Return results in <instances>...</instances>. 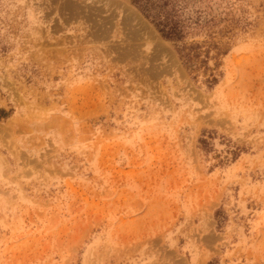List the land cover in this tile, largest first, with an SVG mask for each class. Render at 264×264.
I'll list each match as a JSON object with an SVG mask.
<instances>
[{
	"label": "rangeland",
	"instance_id": "374dc122",
	"mask_svg": "<svg viewBox=\"0 0 264 264\" xmlns=\"http://www.w3.org/2000/svg\"><path fill=\"white\" fill-rule=\"evenodd\" d=\"M115 1L165 49L109 0L34 32L0 0V264H264V0H146L190 59Z\"/></svg>",
	"mask_w": 264,
	"mask_h": 264
},
{
	"label": "trees",
	"instance_id": "16d2710c",
	"mask_svg": "<svg viewBox=\"0 0 264 264\" xmlns=\"http://www.w3.org/2000/svg\"><path fill=\"white\" fill-rule=\"evenodd\" d=\"M132 3L135 4L144 14V16L147 17L154 24V26L163 38L181 43L177 48L180 57L183 56L190 59L189 52L186 54H182L184 50L192 48V45L187 46L184 43V39L186 37L185 28L187 26L184 22H182L183 19L177 17L176 12H172V10H157L156 12H152V10H150V7L147 5L146 0H132ZM167 5L168 3L166 2V0H164L163 3L155 5V7L162 9ZM0 113H3L0 116L6 115V112L3 109H0Z\"/></svg>",
	"mask_w": 264,
	"mask_h": 264
},
{
	"label": "bare ground",
	"instance_id": "6f19581e",
	"mask_svg": "<svg viewBox=\"0 0 264 264\" xmlns=\"http://www.w3.org/2000/svg\"><path fill=\"white\" fill-rule=\"evenodd\" d=\"M110 3L105 4V9L109 10V12H124L123 14V18L121 19V24L122 27L124 29H127L129 36H127L128 38V42L126 43V45L129 47L127 49H137L140 45L143 44V41L146 39H153L155 40V44L158 45V49L155 50H160V48L162 50H164L165 48L160 46V43H158L157 38L155 37L153 31L146 25L143 24L142 21L139 20V18L133 13L132 9L131 11L129 9H123L120 8V6L118 5V2L115 0H109ZM105 3V2H104ZM111 8V9H110ZM119 8V9H118ZM120 16V14H119ZM79 17V16H78ZM113 17V16H112ZM89 19V18H88ZM95 20V19H92ZM106 21V20H105ZM119 22V21H118ZM93 23V22H92ZM120 23V22H119ZM100 24V22H99ZM110 24V23H109ZM100 26V25H98ZM111 26V25H110ZM128 26V28H126ZM109 26H107L108 28ZM122 29V28H120ZM111 30V29H110ZM113 30V29H112ZM120 31V30H118ZM124 31V30H123ZM113 32V31H112ZM118 33V32H117ZM121 33V32H120ZM122 34V33H121ZM125 33V35H128ZM124 35V34H123ZM118 37V36H117ZM122 37V36H121ZM125 38V37H124ZM127 40V39H126ZM160 40V39H159ZM151 41V40H150ZM123 42V41H122ZM152 43V42H151ZM154 43V41H153ZM163 43V42H162ZM147 45V44H146ZM155 45V46H156ZM142 47V46H141ZM151 48V47H150ZM141 49V48H140ZM153 50V49H152ZM131 52V51H130ZM144 52V51H143ZM127 53V52H126ZM149 53V52H148ZM134 54V53H133ZM142 54V53H141ZM153 54V53H152ZM135 55V54H134ZM147 55V53H146ZM159 55V54H158ZM138 56V55H137ZM136 58V56H135ZM151 58V57H150ZM154 58V57H153ZM151 58V59H153ZM139 59V58H138Z\"/></svg>",
	"mask_w": 264,
	"mask_h": 264
},
{
	"label": "clouds",
	"instance_id": "9594fccd",
	"mask_svg": "<svg viewBox=\"0 0 264 264\" xmlns=\"http://www.w3.org/2000/svg\"><path fill=\"white\" fill-rule=\"evenodd\" d=\"M2 2L7 3V0H2ZM8 7L13 11L19 12L20 18L31 31L34 32L43 26L44 12L42 9L36 8L34 0L33 2H30V0H21L18 9L11 4H8Z\"/></svg>",
	"mask_w": 264,
	"mask_h": 264
}]
</instances>
